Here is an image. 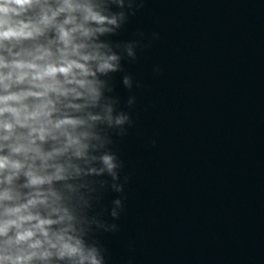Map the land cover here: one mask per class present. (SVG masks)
Here are the masks:
<instances>
[{"label": "clouds", "instance_id": "9594fccd", "mask_svg": "<svg viewBox=\"0 0 264 264\" xmlns=\"http://www.w3.org/2000/svg\"><path fill=\"white\" fill-rule=\"evenodd\" d=\"M143 5L0 0V264H108L102 236L120 231L129 180L114 138L136 105L121 107L114 80L150 46L143 32L113 37Z\"/></svg>", "mask_w": 264, "mask_h": 264}]
</instances>
